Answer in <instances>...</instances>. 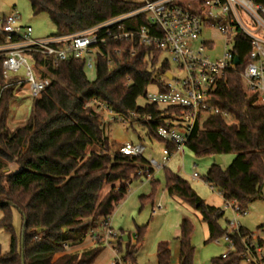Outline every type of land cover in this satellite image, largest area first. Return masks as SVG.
I'll list each match as a JSON object with an SVG mask.
<instances>
[{"label": "trees", "instance_id": "obj_1", "mask_svg": "<svg viewBox=\"0 0 264 264\" xmlns=\"http://www.w3.org/2000/svg\"><path fill=\"white\" fill-rule=\"evenodd\" d=\"M29 1L34 15L48 14L56 29L53 34L77 33L137 6L132 0ZM237 42L236 53L242 63L224 73L213 95L215 104L228 112L232 121L223 114L207 115L195 125L186 147L197 157L235 154L225 169L216 160L203 179L224 202L236 200L247 209L264 200V104H256V96L244 87L239 71L246 64L250 44L243 35ZM110 44L111 62L98 58L93 80L88 78L82 59L54 61L41 57L51 70L52 83L34 101L26 123L15 129L8 126L7 119L16 86L0 91V228L10 235L9 249H0V264H94L104 250L100 242L82 250H67L82 245L90 230L100 228V222L112 215L126 197L129 184L142 177L141 169H147L145 177L154 172L146 158L112 150L100 114L87 102L99 99L116 112L136 111L155 120L167 109L156 104L139 105L138 100L151 83L162 88L169 63L161 60L158 50L151 56L142 47L133 55L128 43ZM113 47L125 48L118 53ZM1 61L3 87L6 82ZM140 124L151 137L164 142L156 132L159 121ZM168 147L175 148L171 144ZM12 165L18 170L12 171ZM164 169L167 193L199 214L207 226V242L221 237L226 231L220 223L225 211L207 203L186 179ZM106 186L109 188L104 193ZM15 210L22 218L19 230L14 226ZM39 228L44 229L39 232ZM258 228L264 235V225ZM193 231L192 221L183 219L176 238L180 243L177 264H194ZM137 232L136 244L124 256L132 262L145 237V226L138 227ZM249 234L253 233L240 226L232 235L237 250L225 258L214 257L212 264H242L245 248L241 240ZM259 243L264 245V239ZM157 261L174 263L168 241L159 242Z\"/></svg>", "mask_w": 264, "mask_h": 264}, {"label": "built area", "instance_id": "obj_2", "mask_svg": "<svg viewBox=\"0 0 264 264\" xmlns=\"http://www.w3.org/2000/svg\"><path fill=\"white\" fill-rule=\"evenodd\" d=\"M137 6L126 13L100 22L83 31L72 34H50L35 38L33 29L21 23V16L15 10L1 18L0 59L5 86L23 85L30 90L36 100L52 83V73L41 59L54 61L82 59L86 69H95L98 58L108 59L111 52L110 41L128 43L131 54L144 48L152 54L160 52L161 60L169 63V69L163 74L162 88L151 83L144 94L149 104H156L167 112L159 118L140 115L136 111L116 112L99 99L87 102L94 112L100 114L102 128L114 121L127 125L159 121L156 132L164 140L162 162L148 160V167H164L171 157L186 146L195 125L209 114H223L231 118L228 112L221 110L213 100L214 92L228 70H236L235 63L238 37L243 35L250 44L246 54V64L239 71L244 87L249 94L256 96V102L264 104V2L255 0H132ZM215 24L231 44L222 58L213 60L207 51L213 49L212 41L202 37L206 28ZM105 48V50H104ZM125 47H113L121 52ZM174 67V68H173ZM174 70L180 75H176ZM23 71L22 74L20 72ZM173 77L169 78L167 73ZM154 87V89H149ZM168 144L175 148L170 150ZM146 147L143 143L131 141L120 144L117 152L126 156L143 157ZM147 171H141L145 175ZM149 174L148 177L151 176ZM197 179L199 174L194 172ZM231 206L236 217L229 221L230 229L221 236L228 244L225 258L236 249L232 235L239 230L237 217L246 214L236 200L225 202ZM99 228H92L91 238L110 245L116 234L110 217L104 218ZM262 235V234H261ZM254 238V239H253ZM259 238L249 234L244 239H253L245 245L243 259L248 264H264V245ZM116 251V248L113 249ZM125 260L116 253L109 264H123Z\"/></svg>", "mask_w": 264, "mask_h": 264}, {"label": "rangeland", "instance_id": "obj_3", "mask_svg": "<svg viewBox=\"0 0 264 264\" xmlns=\"http://www.w3.org/2000/svg\"><path fill=\"white\" fill-rule=\"evenodd\" d=\"M15 10L21 16V23L32 27L35 38H43L55 33V26L51 22L48 14L41 13L34 15L29 0H0V20ZM202 37L213 43V49L207 51L213 60L222 58L224 52L231 47V44H227L226 37L221 33L217 24L212 28H206L202 33ZM174 72L176 75H180L178 71L174 70ZM22 73L23 71L20 72V74ZM86 73L90 80L95 79V69H87ZM149 89L152 90L154 87H150ZM15 93L16 97L11 103L7 119L8 126L11 129H15L26 123L30 117L35 101L27 86H16ZM145 103L147 102L144 97L139 98V105ZM256 104L260 103L256 102ZM228 120L232 121L231 118ZM104 131L109 137V142L114 152L118 150L120 144L127 141L143 143L146 147L143 157L147 160H154L158 163L162 162L165 143L151 137L143 124L137 123L127 125L121 121H114L107 125V128ZM219 157L221 159L220 165L225 169L231 164L235 158V154L228 153ZM215 161L216 156L206 155L197 157L188 147L185 146L183 151L175 154V156H173L164 167L155 169L154 174L152 173V178L142 176L134 179L129 184L126 197L116 206L112 215L109 216L113 231L119 236H128L129 239L126 241L123 240L122 237L113 238L110 245L98 240L96 245L100 242V244L104 246V250L98 257V262L109 264L116 258V253L124 259L127 250L131 249V247L136 244L137 238L134 235L136 234L138 227L145 226V237L137 249L135 261L132 262L127 258L124 259L125 263L123 264H158L157 248L159 242L168 241L171 247V244L175 242V237L180 233V225L183 217H189L194 224V231L192 234V243L196 248L194 264H212V259L214 257H220L223 253H226L228 251V244L222 239V237L207 242V226L201 221L199 214L188 204L170 196L165 188L164 168L166 167L186 179L197 194L207 203L221 207L225 211V214L220 223L223 228L229 230V221L234 220L236 217L234 209L231 206H227L218 191L213 189L211 185L206 183L203 179ZM17 170L18 166L12 165V171ZM144 170L147 171V169H141L139 174ZM194 172L199 174L197 179L192 178ZM154 181L156 182V185L153 184ZM108 188L109 186L105 187L104 193ZM21 221L22 218L20 213L15 210L14 226L17 230L20 229ZM237 221L240 226L246 228L254 235L262 237L263 234L258 227L264 225V200L260 199L250 204L247 208V213L240 214L237 217ZM101 222L100 225L102 224ZM253 239H251V241ZM95 240V238H87L81 248L91 247L92 242ZM251 241L243 238L241 243L245 248V245ZM9 246L10 235L4 229L0 228L1 251H7ZM77 248H69L67 251L72 252L79 250ZM114 248H116V251L113 250ZM235 250H237V248ZM245 251L246 249L243 252ZM262 251L264 252V249ZM60 255L61 254L56 255L55 258ZM242 264L248 263L243 261Z\"/></svg>", "mask_w": 264, "mask_h": 264}, {"label": "crops", "instance_id": "obj_4", "mask_svg": "<svg viewBox=\"0 0 264 264\" xmlns=\"http://www.w3.org/2000/svg\"><path fill=\"white\" fill-rule=\"evenodd\" d=\"M165 145H166V144H165ZM175 154H177V153H175ZM175 154H174L173 156H175ZM173 156H172V157H173ZM172 157H171V158H172ZM154 171H155V170H154ZM153 174H154V172H153ZM153 174L150 176V178H152ZM142 176H144V175H142ZM192 178H193V177H192ZM193 179H194V178H193ZM211 187H212V186H211ZM212 188H213V187H212ZM213 189H214V188H213ZM218 193H219V192H218ZM219 195L222 197V195H221L220 193H219ZM175 198H176V197H175ZM199 217H200V216H199ZM183 219H189V220L192 221V219H190L189 217H183ZM183 219H182V220H183ZM192 223H193V221H192ZM178 235H179V234H178ZM178 235H177V236H178ZM134 236L137 238V236H138V232H136V234H135ZM177 236H176L175 239H174L175 242L171 244V251H172L173 262H174L173 264H177V263H178V257H179L180 243H179V241L176 239ZM89 237H90V236L88 235V239H89ZM125 237L127 238L126 241H128L129 237H128V236H123V238H125ZM124 240H125V239H124ZM85 242H86V241H85ZM85 242H84V243H85ZM84 243H83V244H84ZM83 244H82V245H83ZM82 245L77 246L78 248H77V247H76V248L79 249V250H82V249H84L83 247L81 248ZM95 245H96V241H93L92 244H91V247H92V246H95ZM100 255H101V254H100ZM100 255H99V256H100ZM99 256H98V257H99ZM94 264H102V263H99V262H98V258H97Z\"/></svg>", "mask_w": 264, "mask_h": 264}, {"label": "water", "instance_id": "obj_5", "mask_svg": "<svg viewBox=\"0 0 264 264\" xmlns=\"http://www.w3.org/2000/svg\"><path fill=\"white\" fill-rule=\"evenodd\" d=\"M235 63H236V64H239V63H240V58H239L238 55H237L236 58H235ZM166 76H168L169 78H172V77H173L169 72L167 73ZM216 160H217V163H218V164L221 163V159H220L219 156L216 157ZM43 229H44V228H39L38 231L41 232V231H43ZM124 239L126 240L127 238L125 237ZM22 244H23V242H22Z\"/></svg>", "mask_w": 264, "mask_h": 264}]
</instances>
